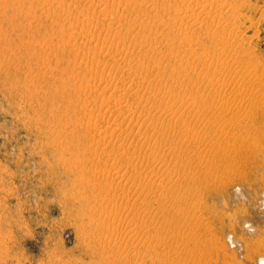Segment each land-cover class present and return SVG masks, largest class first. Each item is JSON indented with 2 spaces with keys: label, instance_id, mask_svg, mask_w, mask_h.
Returning <instances> with one entry per match:
<instances>
[{
  "label": "rangeland",
  "instance_id": "obj_1",
  "mask_svg": "<svg viewBox=\"0 0 264 264\" xmlns=\"http://www.w3.org/2000/svg\"><path fill=\"white\" fill-rule=\"evenodd\" d=\"M261 147L264 0H0V264H255Z\"/></svg>",
  "mask_w": 264,
  "mask_h": 264
},
{
  "label": "bare ground",
  "instance_id": "obj_2",
  "mask_svg": "<svg viewBox=\"0 0 264 264\" xmlns=\"http://www.w3.org/2000/svg\"><path fill=\"white\" fill-rule=\"evenodd\" d=\"M237 141V140H236ZM240 143V142H239ZM261 146V145H260ZM261 150L263 149V147L260 148ZM264 150V149H263ZM260 152V150H258ZM241 153V152H240ZM264 153V152H263ZM243 155H241L242 157ZM240 157V156H239ZM239 159V158H238ZM242 159V158H241ZM241 161V160H240ZM244 167V166H243ZM248 168V167H247ZM242 169V168H241ZM244 169V168H243ZM239 170V169H238ZM252 173V172H251ZM251 175V174H250ZM250 183V182H249ZM253 183V182H252ZM247 184V183H246ZM236 185V184H235ZM247 186V185H246ZM250 187V186H249ZM239 191V189H238ZM248 192H250V190H248ZM248 195V194H247ZM246 195V197H247ZM250 197V195H249ZM260 199V205L258 206V208L260 209V215H262L263 217L261 218L260 216H257L258 218V222L254 223L252 218H248L247 215V219L245 220V222L249 225L248 227H250V229L252 231H254V237L253 236H249V239L245 240L242 239L241 241H239L240 239L237 238L236 234L234 233V235L232 236L231 242L233 241V243L235 242V244L237 243V245L241 244L243 247H248L250 248V252L251 254L254 256L253 258L255 259L256 262H254L255 264H264V229H262L261 225L264 223V188H262V196L259 198ZM258 199V200H259ZM247 200L250 201V198H248ZM251 202V201H250ZM253 203V201H252ZM251 203V204H252ZM226 204V203H225ZM250 204V205H251ZM240 205V204H239ZM238 205V206H239ZM253 205V204H252ZM243 205H240V207ZM254 206V205H253ZM239 207V208H240ZM257 207V206H256ZM238 208V207H237ZM243 208H246V206H244ZM251 208V207H250ZM257 208V210H258ZM248 209V208H247ZM246 209H244L245 211ZM241 212H239L237 210L238 213H243V210H240ZM259 211V210H258ZM256 211V212H258ZM249 212V211H248ZM250 213V212H249ZM240 215V214H239ZM244 216H246V214H243ZM259 215V214H258ZM251 231V232H252ZM229 233V232H228ZM248 234V233H247ZM246 234V235H247ZM245 235V236H246ZM249 235V234H248ZM251 235V234H250ZM252 239V240H250ZM249 241V242H248ZM247 245V246H246ZM236 246V245H235ZM260 247V250H259Z\"/></svg>",
  "mask_w": 264,
  "mask_h": 264
}]
</instances>
